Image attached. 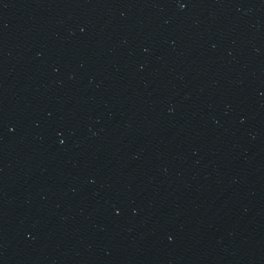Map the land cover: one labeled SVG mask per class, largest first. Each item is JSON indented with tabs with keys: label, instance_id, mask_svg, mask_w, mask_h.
Masks as SVG:
<instances>
[{
	"label": "water",
	"instance_id": "obj_1",
	"mask_svg": "<svg viewBox=\"0 0 264 264\" xmlns=\"http://www.w3.org/2000/svg\"><path fill=\"white\" fill-rule=\"evenodd\" d=\"M0 264H264V0H0Z\"/></svg>",
	"mask_w": 264,
	"mask_h": 264
}]
</instances>
